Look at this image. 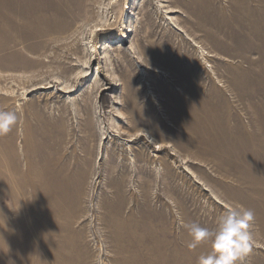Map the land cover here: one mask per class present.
<instances>
[{
	"label": "rangeland",
	"instance_id": "374dc122",
	"mask_svg": "<svg viewBox=\"0 0 264 264\" xmlns=\"http://www.w3.org/2000/svg\"><path fill=\"white\" fill-rule=\"evenodd\" d=\"M13 110L0 264H197L233 205L264 264V0H0Z\"/></svg>",
	"mask_w": 264,
	"mask_h": 264
},
{
	"label": "clouds",
	"instance_id": "9594fccd",
	"mask_svg": "<svg viewBox=\"0 0 264 264\" xmlns=\"http://www.w3.org/2000/svg\"><path fill=\"white\" fill-rule=\"evenodd\" d=\"M15 110L0 111V137L10 134L18 124ZM255 213L243 205H233L218 218L217 228L210 230L199 224L186 225L191 241L189 250H194L205 241L211 240L212 250L198 257L197 264H244L252 251L251 231Z\"/></svg>",
	"mask_w": 264,
	"mask_h": 264
},
{
	"label": "bare ground",
	"instance_id": "6f19581e",
	"mask_svg": "<svg viewBox=\"0 0 264 264\" xmlns=\"http://www.w3.org/2000/svg\"><path fill=\"white\" fill-rule=\"evenodd\" d=\"M180 31V30H179ZM141 136V135H140ZM223 205V204H222Z\"/></svg>",
	"mask_w": 264,
	"mask_h": 264
}]
</instances>
